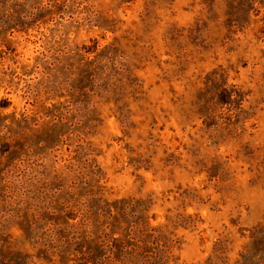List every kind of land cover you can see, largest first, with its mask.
Masks as SVG:
<instances>
[{"label": "rangeland", "instance_id": "1", "mask_svg": "<svg viewBox=\"0 0 264 264\" xmlns=\"http://www.w3.org/2000/svg\"><path fill=\"white\" fill-rule=\"evenodd\" d=\"M124 199L172 264H264V0H0V264H82Z\"/></svg>", "mask_w": 264, "mask_h": 264}, {"label": "trees", "instance_id": "2", "mask_svg": "<svg viewBox=\"0 0 264 264\" xmlns=\"http://www.w3.org/2000/svg\"><path fill=\"white\" fill-rule=\"evenodd\" d=\"M145 201L124 199L114 204V239L84 242L74 249L82 264H172L178 259L172 250L166 225L153 226L145 215ZM168 232V233H167ZM88 239V238H87ZM106 242V243H105Z\"/></svg>", "mask_w": 264, "mask_h": 264}]
</instances>
